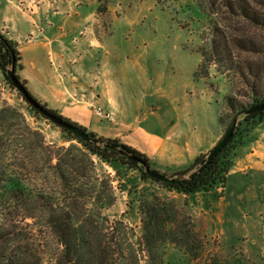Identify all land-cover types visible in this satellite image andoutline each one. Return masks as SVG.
I'll return each mask as SVG.
<instances>
[{"label": "rangeland", "instance_id": "374dc122", "mask_svg": "<svg viewBox=\"0 0 264 264\" xmlns=\"http://www.w3.org/2000/svg\"><path fill=\"white\" fill-rule=\"evenodd\" d=\"M202 18L199 0H0V29L21 52L20 75L32 94L87 132L118 138L147 154L156 170L174 177H179L172 173L183 163L190 161V167L200 154L210 152L233 115L225 100L231 91L227 77L214 65L209 74H197L201 61L197 24ZM242 26L245 37L264 40V29ZM243 55L264 60V54ZM70 95L86 100V109H66ZM239 100L248 102L246 97ZM4 106L17 108L23 117L13 120L24 119L39 130L52 153L56 146L76 143L61 126L36 113L0 70V110ZM98 107L115 120L98 115ZM216 134V143L198 155ZM46 157L30 148L20 155L29 180L49 186L54 177L45 166ZM95 160L99 172L115 178L117 200L109 212L140 235V216L129 207L128 177L123 174L125 180L120 181L111 166ZM252 163L264 167V158ZM130 174L147 188L148 197L156 192L170 202L182 222L203 240L201 264L214 258L224 264H264V201L258 197L264 192L257 186L264 182V173L235 171L226 187L219 184L191 195L143 181L137 170ZM246 236L247 243L261 236L257 249L249 253ZM164 250L171 261L194 264L173 244Z\"/></svg>", "mask_w": 264, "mask_h": 264}, {"label": "trees", "instance_id": "16d2710c", "mask_svg": "<svg viewBox=\"0 0 264 264\" xmlns=\"http://www.w3.org/2000/svg\"><path fill=\"white\" fill-rule=\"evenodd\" d=\"M199 5L203 18L197 24V51L201 55L197 74H209L214 65L229 80L231 91L225 96L233 111L229 127L237 116H243L233 138L194 178L186 177L207 154H200L190 167L178 173L177 178L184 177V182L173 184L150 176L145 166L155 169L152 159L118 138L89 132L95 141H85L62 128L70 135L69 141L76 143L56 146L52 153L39 130L32 129L24 119L23 123L13 120L22 116L17 108L4 106L0 110V264H141L142 259L146 264H183L167 259L164 248L170 244L183 251L188 261L201 264L203 240L182 222L170 202L156 192L148 197L147 188L130 174L137 170L143 181L186 195L209 191L219 184L226 187L231 154L248 128L264 121V110L244 115L264 102V60L243 55L264 54V40L257 42L242 34L244 24L264 29V0H199ZM13 62L16 75L29 90L20 75L21 52L0 29V70L11 86L14 85L6 72ZM240 97H246L248 102ZM29 148L47 155L45 166L53 175L54 184L39 185L29 180L26 164L20 158ZM129 154L142 163L129 158ZM95 157L111 166L120 181L125 180L123 174L128 177L129 207L140 216V235L123 218L115 219L109 212L117 200L115 178L99 172ZM205 264L224 263L214 258Z\"/></svg>", "mask_w": 264, "mask_h": 264}, {"label": "water", "instance_id": "95a60500", "mask_svg": "<svg viewBox=\"0 0 264 264\" xmlns=\"http://www.w3.org/2000/svg\"><path fill=\"white\" fill-rule=\"evenodd\" d=\"M7 76L11 79L13 85L15 88H17L23 96L26 98V100L32 105L33 108L40 111L43 115L47 116L51 121H53L55 124L61 126L62 128L73 132L80 138L84 139L85 141H95L94 136H92L89 132L81 128L80 126L75 125L74 123L64 119L60 114H57L55 112L50 111L48 108H46L42 103H40L36 98H34L29 90L27 89L26 85L18 78L16 75V66L13 62L12 66L7 70L6 72ZM264 110V102L252 107L251 109L244 112V115L251 114L256 111H263ZM240 116H237L227 132L223 135V137L217 142V144L210 150V152L207 154L205 159L202 161V163L195 168L192 172H190L187 175V179L194 178L198 173L203 171L213 160V158L227 145V143L233 138L235 131L237 130ZM129 158L135 160L138 163H142L140 159L134 155H128ZM146 172L163 182L167 183H180L184 182L185 178H177L174 176H170L164 173H161L155 169H152L150 166H145Z\"/></svg>", "mask_w": 264, "mask_h": 264}, {"label": "crops", "instance_id": "0c3cea01", "mask_svg": "<svg viewBox=\"0 0 264 264\" xmlns=\"http://www.w3.org/2000/svg\"><path fill=\"white\" fill-rule=\"evenodd\" d=\"M70 97H71V101L67 102L66 109L73 110V111H76V110L84 111L86 107L88 106L87 105L88 103L86 102V100H82L77 97L74 99L72 95H70ZM217 139L218 138L216 134L213 139V143H210L207 146H205L204 144V146H202V148L199 150L198 155L202 152H205L210 147H212L216 143ZM263 158H264V121L257 123L252 129H250L248 133L245 135L243 141L238 145V147L232 153V158H231L232 164H231V168L228 173V176H230V174L234 173L235 171L247 173L249 170H253L258 173L260 172L264 173V167H255L252 163L253 160L260 161ZM190 164H191L190 161L189 163H186V164L183 163L182 166H180V169H177L172 174H176V173H179L185 170ZM257 186L259 188V191L264 192V182H259ZM258 197L264 201L263 194L259 195ZM259 235H261L260 232H259ZM249 236L243 237L246 243L245 244L246 253L252 252V249H254L255 247H258L257 239L259 241V238L261 237V236H258V238L256 239L254 238V241L252 243H247L246 241L249 240L250 238ZM263 246H264V243H263Z\"/></svg>", "mask_w": 264, "mask_h": 264}, {"label": "built area", "instance_id": "2783aa9c", "mask_svg": "<svg viewBox=\"0 0 264 264\" xmlns=\"http://www.w3.org/2000/svg\"><path fill=\"white\" fill-rule=\"evenodd\" d=\"M96 113L100 115L101 117L107 119L108 121H114L115 117L111 112L104 111L101 107H98L96 109Z\"/></svg>", "mask_w": 264, "mask_h": 264}]
</instances>
